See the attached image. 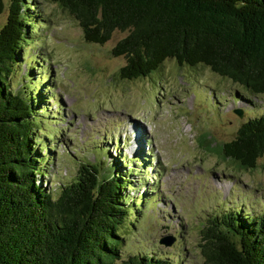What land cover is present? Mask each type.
I'll return each instance as SVG.
<instances>
[{
  "label": "trees",
  "instance_id": "trees-1",
  "mask_svg": "<svg viewBox=\"0 0 264 264\" xmlns=\"http://www.w3.org/2000/svg\"><path fill=\"white\" fill-rule=\"evenodd\" d=\"M31 1L12 0L0 29V264H175L148 255L122 257L123 230L133 210L124 168H132L115 157L102 169L97 155L107 148L93 149L97 164L81 165L57 195L42 187L51 162L45 153L53 151L47 143L56 139L41 128L48 115L41 104L45 94L35 91L31 75L25 93L9 83L36 28ZM49 1L77 23L87 43L103 45L114 32L127 33L111 51L126 60L120 80L145 78L173 60L181 67L203 66L264 96V0ZM3 10L0 0V15ZM204 139L206 151L237 169H255L264 157V113L243 122L229 142L212 146ZM142 154L140 165L148 160ZM200 234L205 264H264V216L223 210Z\"/></svg>",
  "mask_w": 264,
  "mask_h": 264
},
{
  "label": "rangeland",
  "instance_id": "rangeland-1",
  "mask_svg": "<svg viewBox=\"0 0 264 264\" xmlns=\"http://www.w3.org/2000/svg\"><path fill=\"white\" fill-rule=\"evenodd\" d=\"M11 1L3 0L0 29ZM32 3L36 28L9 83L25 93L31 75L35 91L45 94L41 104L48 115L41 128L56 139L47 143L53 151L45 153L51 162L43 188L57 195L84 163L97 164L100 158L103 169L115 157L124 158L133 170L124 168L132 182L125 195L133 209L123 230L125 258L148 255L205 264L200 232L208 220L223 210L264 216V157L244 171L201 146L204 136L212 146L231 141L243 122L264 113V96H253L203 66L181 67L173 60L145 78L120 80L126 60L111 51L126 32H114L103 45L90 44L56 4ZM98 147L107 148L99 158L92 152ZM142 152L148 159L142 160L144 170L137 162ZM166 237L174 238L170 247L159 244Z\"/></svg>",
  "mask_w": 264,
  "mask_h": 264
},
{
  "label": "water",
  "instance_id": "water-1",
  "mask_svg": "<svg viewBox=\"0 0 264 264\" xmlns=\"http://www.w3.org/2000/svg\"><path fill=\"white\" fill-rule=\"evenodd\" d=\"M235 114L241 118L242 117V112L237 110L235 111ZM174 242V238L172 237H166V238H162L161 240H159V244L165 246V247H170Z\"/></svg>",
  "mask_w": 264,
  "mask_h": 264
}]
</instances>
